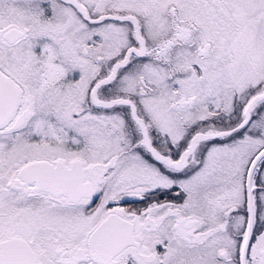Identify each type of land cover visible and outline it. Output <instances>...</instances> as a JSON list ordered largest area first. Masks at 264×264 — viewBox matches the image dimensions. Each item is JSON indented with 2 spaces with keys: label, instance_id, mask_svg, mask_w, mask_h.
<instances>
[{
  "label": "snow or ice",
  "instance_id": "obj_1",
  "mask_svg": "<svg viewBox=\"0 0 264 264\" xmlns=\"http://www.w3.org/2000/svg\"><path fill=\"white\" fill-rule=\"evenodd\" d=\"M0 264H264V0H0Z\"/></svg>",
  "mask_w": 264,
  "mask_h": 264
}]
</instances>
